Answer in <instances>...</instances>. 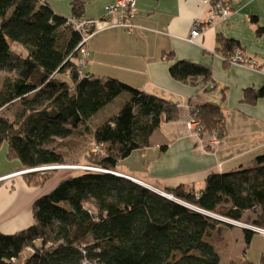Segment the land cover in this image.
Segmentation results:
<instances>
[{"label": "trees", "instance_id": "obj_1", "mask_svg": "<svg viewBox=\"0 0 264 264\" xmlns=\"http://www.w3.org/2000/svg\"><path fill=\"white\" fill-rule=\"evenodd\" d=\"M84 5L70 0L71 15L82 16ZM79 40L44 0H0V147L5 143L6 157L18 159L23 170L34 169L63 164L61 145L73 146L66 139L88 133L99 145L90 149L88 164L101 169L78 170L35 198L29 226L0 232V264H225L210 239L233 224L215 217L264 228V153L236 169L208 173L200 190L183 183L163 190L179 202L107 172L152 146L153 132L180 111L175 102L117 78L81 75ZM216 40L230 64L237 41ZM169 73L182 82L210 78L208 67L187 60L171 63ZM260 97L264 86L244 90L242 101ZM9 105L11 116L4 114ZM190 115L200 120L202 136L223 135L217 104L196 105ZM58 138L62 143L54 144ZM39 170L25 173L26 181L42 186L54 175ZM242 233L245 253L257 232L242 227Z\"/></svg>", "mask_w": 264, "mask_h": 264}, {"label": "crops", "instance_id": "obj_2", "mask_svg": "<svg viewBox=\"0 0 264 264\" xmlns=\"http://www.w3.org/2000/svg\"><path fill=\"white\" fill-rule=\"evenodd\" d=\"M112 1L84 0L82 15L101 17L104 7ZM136 1L137 27L131 33L110 27L93 34L87 44L84 71L98 77L111 76L169 99L177 104L180 115L153 132L152 146L135 150L120 160L117 173L159 191L181 183L200 190L208 173L236 169L264 153V97L253 103L242 101L244 90L256 91L264 86V70L225 63L216 40L218 35L232 38L247 56L264 64V0H234L228 16L213 26L200 27L201 33L194 42L188 40L193 21L207 16L201 0ZM44 2L54 13L71 16L70 0ZM178 60L208 67L209 80L174 79L169 66ZM208 102L217 104L223 114V135L214 149L208 146V136L201 135V141L196 142L184 124L193 107ZM6 149V144H2L0 232L13 233L32 223V202L55 184L28 183L24 174L29 171L22 169L18 159H8ZM220 229L243 235L242 228L235 224ZM239 244L243 246L240 240Z\"/></svg>", "mask_w": 264, "mask_h": 264}, {"label": "built area", "instance_id": "obj_3", "mask_svg": "<svg viewBox=\"0 0 264 264\" xmlns=\"http://www.w3.org/2000/svg\"><path fill=\"white\" fill-rule=\"evenodd\" d=\"M207 8V16L204 18H197L193 21L189 41L194 42L195 39L200 35V27L213 26L217 21L223 20L228 16L231 11V4L234 0H201ZM138 13L137 1L136 0H113L111 3L104 7V12L101 17L98 18H87L85 16H69L66 18V24L70 25L76 32L80 34V40L77 45L79 51V58L77 63L79 65V72L82 75L84 73L85 62L88 56V40L90 37L103 29L110 27H120L126 32L131 33L136 27L135 18ZM230 64L250 67L257 70H264V64L258 62L255 58L247 56L244 51L240 48H236L231 55L228 56ZM203 88V87H202ZM185 129L187 134L194 138L196 142L201 141V122L193 116H189L185 122ZM209 147L214 149L220 144V136L216 130H213L209 135ZM200 146V145H199ZM203 147V146H202ZM92 148L98 150L99 145L92 143ZM205 149H207L204 146ZM60 167L58 165L41 166L34 169H51ZM74 168L80 170H101L91 165L79 164L74 165ZM32 169H26L24 171H30ZM227 220V219H226ZM230 223L254 230L255 232L263 233L264 228L248 225L238 221L228 220ZM27 250L32 251L31 247H27ZM11 261L15 262L14 257Z\"/></svg>", "mask_w": 264, "mask_h": 264}, {"label": "rangeland", "instance_id": "obj_4", "mask_svg": "<svg viewBox=\"0 0 264 264\" xmlns=\"http://www.w3.org/2000/svg\"><path fill=\"white\" fill-rule=\"evenodd\" d=\"M15 49V45H13ZM86 66L84 67V69ZM5 75L3 71H0V82L2 76ZM14 107L13 105H9L4 108V114L7 116H11L13 114ZM68 142H73V146L69 145H61V147L67 150L65 154V161L63 164H53L58 165L60 167L51 168V169H40L43 171H51L54 175L47 181V186H52L61 178L68 176L70 174L76 173V171L80 170L79 168H74V165L79 164H88L87 156L90 153V149L92 148V136L88 133H82L75 135L72 134L68 139ZM61 144V139H56L54 144ZM64 144V143H63ZM48 166V165H47ZM39 170V169H38ZM39 170V171H40ZM42 190V189H41ZM242 228V227H241ZM236 232V233H235ZM227 233L223 229L220 231H216L212 238L210 239L217 251L221 256V261L223 263H227L229 259L234 264H258L259 256L261 252H264V234L263 233H254L249 247L246 249V252H243L244 249V239L243 235L240 236L238 231ZM230 234V236L228 235ZM227 235V236H226ZM230 244H229V240ZM239 240L242 245L239 244Z\"/></svg>", "mask_w": 264, "mask_h": 264}, {"label": "water", "instance_id": "obj_5", "mask_svg": "<svg viewBox=\"0 0 264 264\" xmlns=\"http://www.w3.org/2000/svg\"><path fill=\"white\" fill-rule=\"evenodd\" d=\"M33 170H38V169H32V170H30V171H33ZM107 172H110V173H113V174H115V175H118V176H122V177H126V178H128V179H131V180H133L132 178H129L128 176H125V175H123V174H119V173H117V172H114V171H107ZM133 181H135V180H133ZM135 182H137V181H135ZM139 183V182H138ZM141 184V183H140ZM145 186V185H144ZM146 187H148V186H146ZM149 189H152V188H150V187H148ZM153 191H155V192H157V193H159V194H161V195H163V196H165V197H167V198H170V199H172V200H175V201H178V200H176L170 193H167V192H164V191H159V190H155V189H152ZM179 202V201H178ZM215 218H217V219H219V220H224V221H227V222H229L228 220H226V219H224V218H221V217H215Z\"/></svg>", "mask_w": 264, "mask_h": 264}]
</instances>
